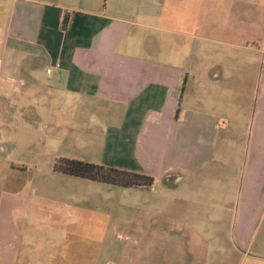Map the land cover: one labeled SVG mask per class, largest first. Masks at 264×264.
Listing matches in <instances>:
<instances>
[{"label":"crops","instance_id":"1","mask_svg":"<svg viewBox=\"0 0 264 264\" xmlns=\"http://www.w3.org/2000/svg\"><path fill=\"white\" fill-rule=\"evenodd\" d=\"M220 1L216 13L215 0H0V130L35 146L76 141L93 147L82 160L177 190L226 157L228 130L241 123L250 207L264 187L263 28L248 32L244 5ZM33 160L0 155V264H83L70 199L79 177Z\"/></svg>","mask_w":264,"mask_h":264},{"label":"rangeland","instance_id":"2","mask_svg":"<svg viewBox=\"0 0 264 264\" xmlns=\"http://www.w3.org/2000/svg\"><path fill=\"white\" fill-rule=\"evenodd\" d=\"M215 4L217 13L221 1L215 0ZM230 4L236 11L244 5L248 32L262 26L263 41L256 45L264 47V0H230ZM215 18L221 24L218 14ZM253 77L247 90L252 96L246 98L249 108L254 106L259 90V72ZM5 116L7 124L16 121L11 112ZM241 127L238 123L229 128L226 157H217L195 174L198 176L190 185L186 182L177 190L167 189L159 178L146 189L75 179L71 210L76 213L77 227L86 233L76 249L86 252L83 264H264V187L260 201L245 206L249 149L248 130L241 134ZM28 141L20 130L1 129L0 155L16 159L20 165L30 163L31 158L35 165L46 160L44 168H50L58 157L82 160L93 148L79 146L76 141L61 146H35ZM1 147L6 150L1 151ZM221 148L218 144L217 155ZM89 161L111 165L98 156ZM79 198L82 206L76 204Z\"/></svg>","mask_w":264,"mask_h":264},{"label":"trees","instance_id":"3","mask_svg":"<svg viewBox=\"0 0 264 264\" xmlns=\"http://www.w3.org/2000/svg\"><path fill=\"white\" fill-rule=\"evenodd\" d=\"M65 25L66 19L63 20V28ZM52 169L60 174L120 187L146 189L154 182L152 176L144 173L67 157L56 158Z\"/></svg>","mask_w":264,"mask_h":264},{"label":"built area","instance_id":"4","mask_svg":"<svg viewBox=\"0 0 264 264\" xmlns=\"http://www.w3.org/2000/svg\"><path fill=\"white\" fill-rule=\"evenodd\" d=\"M46 72H47V73H49V72H50V70H49V69H47V70H46Z\"/></svg>","mask_w":264,"mask_h":264}]
</instances>
